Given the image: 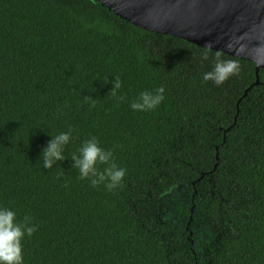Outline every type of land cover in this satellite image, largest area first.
<instances>
[{
	"label": "trees",
	"instance_id": "trees-1",
	"mask_svg": "<svg viewBox=\"0 0 264 264\" xmlns=\"http://www.w3.org/2000/svg\"><path fill=\"white\" fill-rule=\"evenodd\" d=\"M217 51L96 0H0V208L37 226L24 264H264V66L219 51L241 71L217 86ZM93 137L126 170L112 191L72 167Z\"/></svg>",
	"mask_w": 264,
	"mask_h": 264
},
{
	"label": "water",
	"instance_id": "water-1",
	"mask_svg": "<svg viewBox=\"0 0 264 264\" xmlns=\"http://www.w3.org/2000/svg\"><path fill=\"white\" fill-rule=\"evenodd\" d=\"M96 1L144 29L250 59L256 72L264 66V0Z\"/></svg>",
	"mask_w": 264,
	"mask_h": 264
},
{
	"label": "clouds",
	"instance_id": "clouds-1",
	"mask_svg": "<svg viewBox=\"0 0 264 264\" xmlns=\"http://www.w3.org/2000/svg\"><path fill=\"white\" fill-rule=\"evenodd\" d=\"M221 55L217 51L213 70L203 73L204 81H211L217 86L224 84L232 76H238L241 71L238 61L224 60ZM208 59V52L205 51L202 60ZM121 87L122 83L117 77L110 91L113 97H117ZM164 92V87L156 89L155 92L144 91L131 103V108L144 112L155 110L163 102ZM117 99L123 101L126 97L119 96ZM52 137L42 152L43 167L46 169H52L58 161L67 159L64 153L71 140V131ZM71 158L75 162L72 167L78 169L80 179L89 180L93 187L104 185L107 190L112 191L122 185L126 170L117 166L113 152L103 149L95 137L86 140L79 149V155L72 154ZM101 165L105 167L101 169ZM37 230L30 216H25L21 222L17 220L14 211L0 208V264H24L22 242L25 236L31 237Z\"/></svg>",
	"mask_w": 264,
	"mask_h": 264
}]
</instances>
